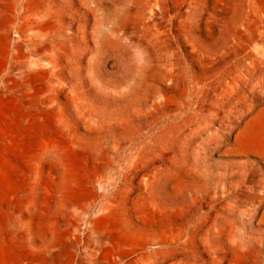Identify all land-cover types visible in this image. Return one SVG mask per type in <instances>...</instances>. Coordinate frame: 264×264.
Masks as SVG:
<instances>
[{
  "label": "rangeland",
  "instance_id": "obj_1",
  "mask_svg": "<svg viewBox=\"0 0 264 264\" xmlns=\"http://www.w3.org/2000/svg\"><path fill=\"white\" fill-rule=\"evenodd\" d=\"M41 130L72 196L27 165ZM27 240L43 264H264V0H0V264H36Z\"/></svg>",
  "mask_w": 264,
  "mask_h": 264
},
{
  "label": "bare ground",
  "instance_id": "obj_2",
  "mask_svg": "<svg viewBox=\"0 0 264 264\" xmlns=\"http://www.w3.org/2000/svg\"><path fill=\"white\" fill-rule=\"evenodd\" d=\"M20 80H21L22 85L26 86L27 74H25L23 72L21 77H20ZM20 95H21V97H27V90L25 88L23 90H21ZM51 121L55 122L54 118H51ZM44 131H42V130L37 131V132L32 133L30 135V142H31L32 147L35 148V146H38L39 150L33 152L31 159L27 161V165L30 169H32L34 166L35 160L37 161L38 159H41L43 157L52 156V158L55 159V161H57L59 163L58 165H61L64 168V173H65L64 174V180L66 183L65 189L67 191V194L69 196L70 195L72 196L73 192L70 190V188H71L70 185L75 181V178H74L73 174L71 172H69V168H70L69 167L70 166L69 165L70 164L69 156L60 147V142L58 141L59 139L58 138L54 139L52 136H50V134H48ZM59 132L62 135L63 129L60 128ZM47 142H48V144H47ZM62 178H63V176H62ZM64 180L62 179V181H64ZM164 188H165V186H164ZM164 192H165V190H164ZM105 211H106L105 214L97 220V225H98L99 229L101 230V232H103L102 233L103 236H102L101 240L107 241L114 246L120 247L125 242H127L131 239V236L133 233H131L130 228L127 226L128 223L125 224L119 219L117 211L114 207L107 208ZM28 230L29 229H28V225H27V232H28ZM31 231H32V229H31ZM60 237L61 236H56V239L54 242L58 241ZM32 241L27 240V248L29 249V250L27 249V256L30 257L31 259H33L36 264H43L41 262V260H42L41 258H42L43 253L41 252V250L37 251V250H35V248L33 249V242ZM129 242H131V241H129ZM127 244H129V243H127ZM48 245H50V242Z\"/></svg>",
  "mask_w": 264,
  "mask_h": 264
}]
</instances>
